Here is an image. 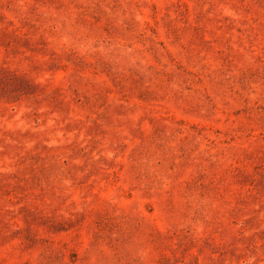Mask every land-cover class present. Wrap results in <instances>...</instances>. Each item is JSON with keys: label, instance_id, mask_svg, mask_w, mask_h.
Segmentation results:
<instances>
[{"label": "rangeland", "instance_id": "rangeland-1", "mask_svg": "<svg viewBox=\"0 0 264 264\" xmlns=\"http://www.w3.org/2000/svg\"><path fill=\"white\" fill-rule=\"evenodd\" d=\"M0 264H264V0H0Z\"/></svg>", "mask_w": 264, "mask_h": 264}]
</instances>
